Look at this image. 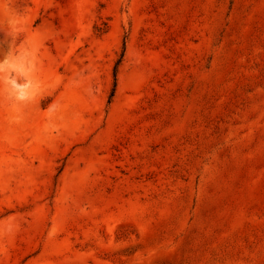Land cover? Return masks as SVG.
Masks as SVG:
<instances>
[{
  "label": "rangeland",
  "instance_id": "374dc122",
  "mask_svg": "<svg viewBox=\"0 0 264 264\" xmlns=\"http://www.w3.org/2000/svg\"><path fill=\"white\" fill-rule=\"evenodd\" d=\"M0 61V264H264V0H0Z\"/></svg>",
  "mask_w": 264,
  "mask_h": 264
},
{
  "label": "clouds",
  "instance_id": "9594fccd",
  "mask_svg": "<svg viewBox=\"0 0 264 264\" xmlns=\"http://www.w3.org/2000/svg\"><path fill=\"white\" fill-rule=\"evenodd\" d=\"M4 63H5V61H0V75H2V73H3ZM24 70H26V68ZM12 76L16 77V73L13 72ZM13 86L17 90V94L15 95V99L17 101L24 102V101H28L32 98V95L34 94V88L38 87V84L34 86L26 80L23 83H21L19 77H16V79H13ZM29 89H32L33 92L30 93L29 91H26Z\"/></svg>",
  "mask_w": 264,
  "mask_h": 264
}]
</instances>
